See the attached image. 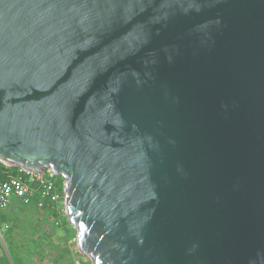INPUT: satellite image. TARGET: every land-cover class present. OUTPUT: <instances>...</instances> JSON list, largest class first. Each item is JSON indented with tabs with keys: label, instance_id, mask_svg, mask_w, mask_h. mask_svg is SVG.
<instances>
[{
	"label": "water",
	"instance_id": "1",
	"mask_svg": "<svg viewBox=\"0 0 264 264\" xmlns=\"http://www.w3.org/2000/svg\"><path fill=\"white\" fill-rule=\"evenodd\" d=\"M0 160L93 264H264V0H0Z\"/></svg>",
	"mask_w": 264,
	"mask_h": 264
},
{
	"label": "rangeland",
	"instance_id": "2",
	"mask_svg": "<svg viewBox=\"0 0 264 264\" xmlns=\"http://www.w3.org/2000/svg\"><path fill=\"white\" fill-rule=\"evenodd\" d=\"M15 205L0 218V264H93L80 252L67 214L57 224L41 210Z\"/></svg>",
	"mask_w": 264,
	"mask_h": 264
},
{
	"label": "built area",
	"instance_id": "3",
	"mask_svg": "<svg viewBox=\"0 0 264 264\" xmlns=\"http://www.w3.org/2000/svg\"><path fill=\"white\" fill-rule=\"evenodd\" d=\"M4 168L5 179H0V214L21 206H36L43 211L48 208L55 212L60 220L66 215L65 180L63 188L59 185V177L52 169L36 172L24 168L11 167L0 160ZM11 168L17 169L15 172ZM57 224H60V221Z\"/></svg>",
	"mask_w": 264,
	"mask_h": 264
},
{
	"label": "trees",
	"instance_id": "4",
	"mask_svg": "<svg viewBox=\"0 0 264 264\" xmlns=\"http://www.w3.org/2000/svg\"><path fill=\"white\" fill-rule=\"evenodd\" d=\"M16 170H17V169H15V168H11V169H10V171H12V172H15ZM4 171H5L4 168L0 165V179H5ZM63 182H64V180H63L62 178H60V179H59V185H60L61 188H63ZM30 207H32V208H34V209H36V210H39L35 205H34V206H30ZM42 213H43L44 215H46L47 217L52 218V219L55 220L56 222L59 220L57 214H56L55 212H52V211H51L50 209H48V208L44 209V210L42 211ZM2 215H3V214L0 215V218L2 217ZM59 221L64 222V221H65V218H61Z\"/></svg>",
	"mask_w": 264,
	"mask_h": 264
},
{
	"label": "crops",
	"instance_id": "5",
	"mask_svg": "<svg viewBox=\"0 0 264 264\" xmlns=\"http://www.w3.org/2000/svg\"><path fill=\"white\" fill-rule=\"evenodd\" d=\"M11 209H18V208H17V207H13V208H10L9 210H11ZM3 213H4V212H3ZM3 213H1V214H3ZM1 214H0V215H1Z\"/></svg>",
	"mask_w": 264,
	"mask_h": 264
}]
</instances>
